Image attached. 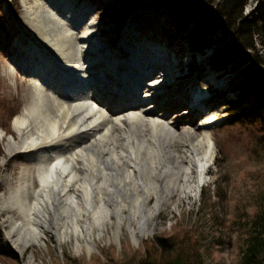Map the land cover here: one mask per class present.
Listing matches in <instances>:
<instances>
[{
    "label": "bare ground",
    "instance_id": "bare-ground-1",
    "mask_svg": "<svg viewBox=\"0 0 264 264\" xmlns=\"http://www.w3.org/2000/svg\"><path fill=\"white\" fill-rule=\"evenodd\" d=\"M70 3L33 0L24 7L34 37L16 67L32 81L5 140L7 151L26 163L19 184L0 194L5 238L21 255L31 244H44L46 232L58 243L73 236L76 252L91 253L96 249L94 229L99 236L112 218L114 239L126 218L138 243L151 232L140 221L157 214L177 192L188 198L200 192L215 156L207 129L210 117L200 124L198 135L189 128L192 121L170 123L159 113L184 92L168 103H150L180 92L171 80L176 66L157 74L167 54L155 48L142 53L109 50L112 45L100 42L104 35L110 39L108 33L94 31L87 11ZM106 60L110 68L105 70ZM115 68L125 70L115 73ZM106 94L112 98L108 102ZM203 96L201 91L194 94L193 112L206 105L202 100L209 95ZM32 260L30 255L28 262Z\"/></svg>",
    "mask_w": 264,
    "mask_h": 264
},
{
    "label": "rangeland",
    "instance_id": "rangeland-1",
    "mask_svg": "<svg viewBox=\"0 0 264 264\" xmlns=\"http://www.w3.org/2000/svg\"><path fill=\"white\" fill-rule=\"evenodd\" d=\"M32 1L0 0V194L4 195L19 184V172L26 163L23 156L16 157L14 151H7L5 139L10 137L7 129H12V120L23 108L30 92L32 78L17 69L16 63L25 55L24 47L29 46L34 37L32 26L24 17V7ZM72 4L87 11L95 24L94 31L108 33L110 39L104 35L100 42L104 46L112 45L109 50L118 51L121 47L142 53L143 48L150 52L155 48L167 54L165 59H161L157 74L170 65L176 66L178 70L172 74L171 80H176L180 92L161 96L150 103L154 106L168 103L184 92L181 99L171 106L161 107L159 113H165L166 121L170 123L177 119L192 121L193 125L188 126L198 135L202 130L200 124L210 117L212 121L207 129L214 142L215 156L200 192L191 193L189 198L177 192L165 200L157 214L146 215L140 222L151 232L143 234L136 244L127 230L126 218L119 236L113 238L115 221L112 218L99 236V230L94 229L96 249L91 253L85 250L76 252L73 236L58 243L54 234L46 232L44 244H31L21 255L10 248L5 238L7 227L3 214H0V241L8 255L6 259L0 255V264H138L156 236H167L184 229L195 231L205 264H236L239 257L237 240L242 235L243 223L264 189V164L252 154L250 141L253 143V137L249 130L241 133L240 137L237 133L244 126L234 125L233 116L225 108L228 99L238 91L236 76H240L243 68H237L238 59L222 56L224 47L218 42L222 33L213 35L217 45L212 44L203 53H194L187 36L178 32L167 15L161 11L158 14L152 4L138 3L129 18L119 15L129 0H71L70 6ZM262 14L264 0H246L244 17L254 19ZM227 40L233 41L232 36L228 35ZM218 57L221 61L214 64ZM207 72L209 74L206 75ZM199 91L209 92L210 96L204 101L206 105L199 111L186 114L190 100ZM104 99L108 102L112 98L106 94ZM194 126L199 128L194 130ZM222 137L230 140L220 142ZM216 190L223 192V199L215 195ZM149 206L142 205L141 210L145 212ZM131 226L138 229L136 222ZM30 255L33 256L31 263L28 262Z\"/></svg>",
    "mask_w": 264,
    "mask_h": 264
},
{
    "label": "trees",
    "instance_id": "trees-1",
    "mask_svg": "<svg viewBox=\"0 0 264 264\" xmlns=\"http://www.w3.org/2000/svg\"><path fill=\"white\" fill-rule=\"evenodd\" d=\"M135 2L152 4L157 11L170 16L178 32L187 36L194 53L212 44L217 45L213 35L222 33L218 40L224 47L222 56L238 59L237 68H243L240 76H236L238 91L227 101V111L233 116L234 125L244 126L237 133L239 136L249 130L253 137V143L250 141L252 154L264 164V14L254 19L244 17L246 0H129L119 15L123 18L128 15ZM228 35L232 36L233 41L227 40ZM220 61L218 57L214 64ZM228 140L220 138V142ZM215 192L217 197L223 199L222 191ZM256 200L249 217L242 222V235L237 240L239 257L236 264H264V189ZM199 245L194 230L184 229L167 236H156L138 264H205ZM6 254L0 241L1 258L6 259Z\"/></svg>",
    "mask_w": 264,
    "mask_h": 264
}]
</instances>
